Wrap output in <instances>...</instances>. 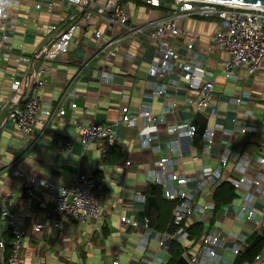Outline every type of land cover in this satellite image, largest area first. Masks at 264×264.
<instances>
[{"label":"built area","instance_id":"obj_1","mask_svg":"<svg viewBox=\"0 0 264 264\" xmlns=\"http://www.w3.org/2000/svg\"><path fill=\"white\" fill-rule=\"evenodd\" d=\"M33 7L40 10L43 2L59 4L65 8L64 19L58 22H47L48 30L47 49L39 66L35 65L34 53L20 54L17 62L25 65L22 74L24 92L18 101H12V96L18 90V82H13L0 103V110L8 108L4 122L12 125L22 138H27L35 132L37 124L42 122L40 116L47 121L64 115L62 106L44 108L41 100V91L45 86V77L50 67L61 55L70 51L73 45H78L83 33L90 31V39L94 42L91 56L96 58L101 55L103 63L112 62L118 55L124 40L134 37H143L149 46L154 47V54L149 61L148 79L145 85L151 89V97L162 98L163 102L158 112L151 107L142 105L137 111H132L128 105L120 106V117L111 124L98 122H75L78 138L83 149L94 145L101 158L106 156L107 149L116 143L117 126L138 128L141 148H150L158 153V158L153 162V167L146 172V181L160 186L162 197L166 200H178L172 212V222L179 225L175 234L157 232L149 228L148 219L129 218L119 214L120 222L130 228H143L142 236L135 244V250L140 254L138 264H162L156 256L159 249H167L170 239H175L183 246H190L189 233L181 224L190 215L203 220L208 211H213L214 205L207 199L217 182L222 178V172L229 164L233 154L226 145L219 154L214 166H205L192 174L179 173L173 169L183 158V148L175 146L172 138L188 140L187 148L192 146V141L197 134V124L192 121L196 112H201L207 117V123L202 135V149L204 155H210L215 143V124L208 125L210 119H217L219 103H213L216 74L211 66L206 65L204 57L196 49L197 34L179 27L178 20L183 16L199 18H216V28L210 35L211 47L214 50L226 52L228 58L223 63L219 73L228 82L242 86L239 71L244 69L247 75L260 72L264 67V8L232 5L213 0H172L170 11L142 23L128 24L131 14L127 7L130 2L141 3L150 7H158L160 0H31ZM20 0H0V54L6 59L12 57L13 47L11 37L7 34L10 29H15L17 19L11 9L12 4ZM77 8L78 11H74ZM79 30V32H78ZM83 37V36H82ZM183 39L184 53L180 52L177 40ZM45 48V47H44ZM131 60L132 55L127 54ZM98 67V66H96ZM174 73L173 78L169 74ZM100 79L111 82L114 73L107 69L98 70ZM160 76V79H157ZM183 80L187 90L194 96L184 102L186 108L194 109L189 120H182L169 124L168 114L175 111L177 102L173 97L167 96L169 85L178 84ZM253 97L249 92L240 90L233 95L226 96V104L235 112L232 119L233 126L223 129V138L229 139L234 133L245 134L255 132L264 134V115L260 118V127L243 123L240 119L239 107ZM75 102L70 103L74 108ZM250 113L245 111L244 114ZM74 138L66 137L57 142V153L71 152ZM228 144V143H227ZM0 166L5 167L0 161ZM233 170L238 177L229 179L234 186L240 203L233 205L236 216H241L247 223L254 226L259 224L256 205L263 202L261 211L264 212V148L259 150L254 161L239 155L233 164ZM12 174L21 179L26 196L32 203L44 206L42 193L51 191L54 210L58 215L79 219L98 220L101 216V204L95 197L94 180L87 173L77 174L74 181L68 185H60L47 179L32 176L27 172L13 168ZM204 198L203 204L199 199ZM135 200L147 202L145 195H136ZM1 218L8 228L11 240L6 258L7 264H25L23 255L26 230L20 220L7 208L0 211ZM51 226L60 229L61 222L53 220ZM45 225L37 222L34 231H40ZM246 233L229 232L222 237L216 229H210L200 239L198 247L193 252H184L182 255L190 264H233L226 261L222 254L217 252L220 247L237 255L246 245ZM151 241L156 243V248L151 249ZM182 241L188 242L182 243ZM4 246L0 240V249ZM119 255L112 264H119ZM262 251L254 258L252 264H260ZM165 264V263H164Z\"/></svg>","mask_w":264,"mask_h":264},{"label":"crops","instance_id":"obj_2","mask_svg":"<svg viewBox=\"0 0 264 264\" xmlns=\"http://www.w3.org/2000/svg\"><path fill=\"white\" fill-rule=\"evenodd\" d=\"M172 2V0H163L162 6L166 8L164 10L130 2L127 4L131 14V21L128 24L142 23L159 17L170 11ZM16 6L13 9L17 19L16 27L7 31L13 47L12 57L6 59L0 54V103L13 82H18L19 88L14 92L12 101L20 100L24 92L21 79L25 65L18 63L17 57L20 54L34 53L37 56L35 65L39 66L38 55L48 42L46 24L62 21L66 11L59 4L49 1L43 2L40 10L33 7L31 0H20ZM74 11H78L77 8H74ZM216 22L214 17L183 16L178 20L179 27L197 34L196 49L204 57L206 65L211 66L216 73L213 103H219V114L217 119H210L213 125L211 126L210 122L208 125L213 127L218 124L221 127L216 128L215 143L210 155L202 154V144L198 149L194 140L192 146L187 148L188 140L179 141L171 137L174 145L181 146L184 151L181 162L175 164L173 169L179 173L192 174L202 167L214 166L219 154L228 145L233 154L220 180L229 181L239 176L233 170V164L239 155L252 158L254 161L259 150L264 148V134L234 133L229 139L223 138L225 137L223 129L233 126L232 119L235 117V112L224 101L221 93L224 89V80L222 76L218 77L220 74L218 72L228 58V54L211 47L210 35L216 28ZM85 33L81 39L84 38L83 40L89 44H83L80 40L78 45H73L70 51L61 55L50 67L45 77V86L41 91L43 107L62 106L63 116L49 121L40 116L42 122L37 124L35 132L27 138H22L10 123L4 122L8 108L0 110V142L5 143V146L0 148V161L5 164V167L0 166V211L7 208L22 222L26 230L23 246L25 264H112L116 258L115 251L118 254L129 239L138 241L142 236V227L135 229L127 227L125 223L120 222L119 214L138 219L143 216L147 202L135 200L134 197L136 195L148 197L150 194V183L146 181L145 174L153 167L158 153L150 148L140 147L138 128L117 126L116 143L108 147L106 156L101 158L94 145H88L83 149L75 122L81 120L83 123L94 121L111 124L119 119L120 106L124 104L132 111H137L142 105H146L154 112H158L163 99L151 97V89L145 85V80L148 79L149 61L155 50L143 37L137 36L121 46L115 60L103 63L101 55L96 58L91 56L94 46L90 42V35L85 36ZM13 40L19 43L14 44ZM177 45L180 52L184 53L183 39L177 40ZM127 54L132 55L133 58L130 60ZM101 68L114 73L111 82L100 79L98 70ZM113 68L118 70L119 77L116 76L117 73ZM243 71L246 72L244 69L239 71L242 86L249 83V89L242 88V90L249 92L253 99L239 107L241 113L239 119L245 124L260 127V118L264 115V67L253 76L246 73L243 77L241 75ZM173 75L174 73H170L169 78L175 77ZM157 79H160V76H157ZM167 96L173 97L177 102L175 111L168 114L167 122L174 124L189 120L194 109L186 108L184 102L193 97L194 93L186 89L184 81L179 80L178 84L169 85ZM71 102L76 103L74 108L70 107ZM247 110L250 113L244 114ZM192 121L194 122V118ZM66 137L74 138L71 152L58 154L57 142ZM13 168L60 185L72 183L77 174H89L95 183L93 193L102 206L100 218L83 220L58 215L54 210L52 192L49 190L42 193L44 206L32 203L24 192L21 179L12 174ZM199 200L204 201V198ZM230 204L221 207L213 219V212L208 211L203 220L199 221L196 216L190 215L186 218V222L189 224L202 222L204 230L216 229L222 237L233 231L232 227L236 222H239L238 233H246L248 238L253 232L263 231L264 212L261 211L263 202H258L256 205L259 219L257 226L247 223L241 216H236ZM116 208L118 214L114 213ZM55 219L61 222L60 229L51 226ZM225 220L230 222L225 224ZM37 222L45 225L40 231L33 230ZM205 222L208 224L206 225ZM0 240L4 243L0 249V264H7L11 237L1 216ZM150 246L151 249H155V246ZM196 249L194 247L191 252ZM216 250L228 262L236 257L220 247ZM260 251H262L260 264H264V246ZM139 259L140 256L132 257L129 263L138 264Z\"/></svg>","mask_w":264,"mask_h":264},{"label":"trees","instance_id":"obj_3","mask_svg":"<svg viewBox=\"0 0 264 264\" xmlns=\"http://www.w3.org/2000/svg\"><path fill=\"white\" fill-rule=\"evenodd\" d=\"M160 1V5L154 8H157L158 10L166 9L162 6L163 0ZM137 4L140 3L137 2ZM194 142L196 143V145L198 146L197 148L199 149L201 142L198 139L197 135L194 137ZM152 194L155 196L157 204L156 206H151L150 208H147L145 206V210L143 212V216L148 219L149 228L157 232H167L171 235L175 234V232L179 228V225H175L172 222V212L178 200L164 199L162 197L159 186H156L153 189ZM236 197L237 193L235 192L233 185L229 181H218V183L212 189L210 197V201L214 205L212 211V219L214 218L216 213L221 209V207L230 204ZM186 221L187 219H185L181 225L184 226V228L189 233V239L191 240V244L190 246H183L177 240L170 239L167 248L169 258L167 259L165 264H175L176 260L184 252H191V249H194V247L197 248L201 237L207 232V230H204L202 222H192L191 224H189ZM261 233L263 236L260 242L256 244V246H254L251 250L246 251V246L253 240L257 232H253L249 236L246 245L241 248L239 253L234 258L233 264H252L254 258L259 253L260 249L264 246V229Z\"/></svg>","mask_w":264,"mask_h":264},{"label":"rangeland","instance_id":"obj_4","mask_svg":"<svg viewBox=\"0 0 264 264\" xmlns=\"http://www.w3.org/2000/svg\"><path fill=\"white\" fill-rule=\"evenodd\" d=\"M17 6H16V4L14 3V4H12V6H11V9L13 10L14 8H16ZM78 32H79V30H78ZM91 33H90V31H88V32H86L85 33V36H88V35H90ZM84 38H82L81 39V43H83V44H89V43H87L85 40H83ZM83 40V41H82ZM91 40V39H90ZM14 41V44L15 43H19V42H17V41H15V40H13ZM126 41H129V40H125L123 43H122V46L123 45H125V42ZM91 42V44L94 46V42H93V40H91L90 41ZM30 43V42H29ZM46 49H47V46H45V48H43V49H41V51H40V53H39V55H38V59H37V61H39V64L41 63V59H42V57H43V55H44V53H45V51H46ZM113 71L114 72H116L117 73V77H119L120 76V74H119V72H118V70L117 69H115V68H113ZM219 73V72H218ZM216 74V73H215ZM256 74V73H255ZM241 75L243 76V77H245L246 76V72H242L241 73ZM254 74H252V76H253ZM222 75H218V77H221ZM222 80H224L223 82V85H224V89L223 90H221L222 92V94H223V98H224V101H226V96H229V95H233V94H235V92H238V91H240L242 88H244V89H249V83L247 84V85H244V86H240V85H238V84H234V82H227L226 80H225V78L222 76ZM220 79V78H219ZM210 122V125L212 126L213 125V122H212V120H210L209 121ZM5 146V143L4 142H0V148H3ZM240 198H236V199H234L233 200V202H232V204H230V205H236V204H239L240 203ZM199 202V204H203V201L202 200H199L198 201ZM231 208V207H230ZM232 210V209H231ZM118 210H117V208L115 209V212L114 213H116V214H118V212H117ZM228 211H230V210H228ZM232 214V213H231ZM223 215V214H222ZM228 222H230V221H228V220H225V224L226 223H228ZM205 224L207 225L208 223L207 222H205ZM237 224H239V222H236V223H234V226L232 227V230H233V232H235V233H238V230H237ZM227 230V229H226ZM225 230V231H226ZM226 234H227V231L225 232ZM226 234H224V235H226ZM137 242V240H131V239H129L128 240V242L124 245V247H122V249H121V252H120V255H119V262L121 263V264H127V263H129V259H131L132 257L134 258H138V256H140V254L135 250V244H136V242ZM135 242V243H134ZM182 243L184 244V243H187L186 241H182ZM151 245H153V246H155V248H156V243L154 242V241H151ZM117 248H118V246H117ZM158 252H157V257L161 260V262H162V264H164L166 261H167V259H168V257H169V255H168V253H167V250H165V249H159V250H157ZM115 256H116V258L118 257V254H117V252L115 251ZM135 254V255H134ZM130 264V263H129Z\"/></svg>","mask_w":264,"mask_h":264},{"label":"water","instance_id":"obj_5","mask_svg":"<svg viewBox=\"0 0 264 264\" xmlns=\"http://www.w3.org/2000/svg\"><path fill=\"white\" fill-rule=\"evenodd\" d=\"M217 2H222L225 4H232V5H244V6H252V7H257V8H264V0H213ZM194 122L197 124V136L198 139H202V134L206 126L207 122V117L201 113V112H196L195 117H194ZM155 184L151 183L150 188L151 192L147 197V208H150L151 206H156L157 201L155 196L152 194L153 189L155 188ZM262 233L258 232L253 240L246 246L245 250L249 251L251 250L256 244L260 242L262 239ZM175 264H190L189 261L185 258L184 255H181L175 262Z\"/></svg>","mask_w":264,"mask_h":264},{"label":"bare ground","instance_id":"obj_6","mask_svg":"<svg viewBox=\"0 0 264 264\" xmlns=\"http://www.w3.org/2000/svg\"><path fill=\"white\" fill-rule=\"evenodd\" d=\"M242 6H244V5H242ZM250 7H252V6H250ZM206 123H207V122H206ZM203 132H204V131H203ZM196 135H197V134H196ZM202 135H203V134H202ZM229 182H230V181H229ZM233 187H234V186H233ZM234 190H235V189H234ZM235 192H236V191H235ZM236 198H238V197H236ZM236 198H235V199H236Z\"/></svg>","mask_w":264,"mask_h":264}]
</instances>
